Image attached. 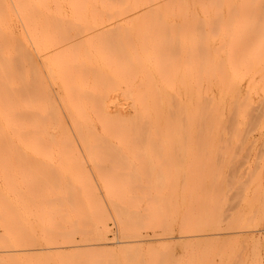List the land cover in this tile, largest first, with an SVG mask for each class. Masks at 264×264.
Instances as JSON below:
<instances>
[{
	"label": "rangeland",
	"instance_id": "obj_1",
	"mask_svg": "<svg viewBox=\"0 0 264 264\" xmlns=\"http://www.w3.org/2000/svg\"><path fill=\"white\" fill-rule=\"evenodd\" d=\"M230 3V25L247 29L250 50L263 41L260 82L248 96L240 135H231L237 106L225 108L222 127L230 136L200 135L203 100L195 73L173 65L179 76L173 80L172 67L167 70L165 118L154 126L159 134L93 139L91 151L74 138L53 152L15 157L0 170V250H15L1 254L0 264H264V0ZM49 5L63 12L47 31L52 42L83 41L70 0ZM9 27L20 33L23 26L12 17ZM127 32L100 38L147 40ZM155 41L168 65L178 58L171 50L187 47L175 48L169 36ZM190 54L180 55L183 63L191 65ZM60 88V82L50 86L54 95Z\"/></svg>",
	"mask_w": 264,
	"mask_h": 264
},
{
	"label": "bare ground",
	"instance_id": "obj_2",
	"mask_svg": "<svg viewBox=\"0 0 264 264\" xmlns=\"http://www.w3.org/2000/svg\"><path fill=\"white\" fill-rule=\"evenodd\" d=\"M70 4L73 21L84 27L79 37L83 41L73 37L56 43L47 31L63 12L52 11L49 0H0V170L11 166L15 157L53 152L60 148L58 142L74 138L91 151L88 141L93 139L125 141L132 135L159 134L154 126L165 118L161 105L165 76L175 64L192 69L198 81L203 100L200 135L230 136L222 127L225 108L236 106L241 109L233 115L231 135H240L248 96L260 82L263 41L258 38V51L250 50L247 29L230 25V0H70ZM240 12L248 13L243 6ZM12 17L22 22L20 33L9 27ZM115 29L128 30L125 37L142 35L147 40L100 38ZM179 30L181 36H175ZM165 36L169 42L175 39V48L187 45L179 52L171 50L173 57L178 56L172 65L155 41ZM188 50L191 65L180 56ZM170 72L176 80L179 69L172 67ZM55 82L61 83L56 95L50 89ZM127 108L132 114L127 115ZM94 119L100 132L93 128ZM135 121L139 123L133 130L130 125ZM208 236L212 235L204 237ZM14 251L0 250V255Z\"/></svg>",
	"mask_w": 264,
	"mask_h": 264
}]
</instances>
